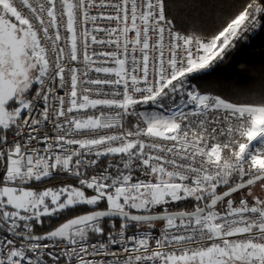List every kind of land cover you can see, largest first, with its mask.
<instances>
[{
  "label": "snow or ice",
  "instance_id": "6c2138e0",
  "mask_svg": "<svg viewBox=\"0 0 264 264\" xmlns=\"http://www.w3.org/2000/svg\"><path fill=\"white\" fill-rule=\"evenodd\" d=\"M219 6L0 0V264H264V65L205 83L264 0Z\"/></svg>",
  "mask_w": 264,
  "mask_h": 264
},
{
  "label": "trees",
  "instance_id": "16d2710c",
  "mask_svg": "<svg viewBox=\"0 0 264 264\" xmlns=\"http://www.w3.org/2000/svg\"><path fill=\"white\" fill-rule=\"evenodd\" d=\"M216 3L220 6L203 10L209 29L214 28L218 23L216 18L231 14V5L235 4L236 0H216ZM261 65H264V30H256L248 34V39L238 45L227 61L215 68L213 75L205 83H210L214 88L227 93L258 89L260 87L259 76L253 69H259ZM64 183H66L65 180L56 179L46 186H57ZM75 214L77 213H69V216ZM56 223L58 222L53 223V227ZM43 229H48L47 222L43 225Z\"/></svg>",
  "mask_w": 264,
  "mask_h": 264
}]
</instances>
